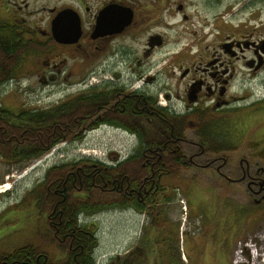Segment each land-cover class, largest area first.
Masks as SVG:
<instances>
[{"label": "flooded vegetation", "instance_id": "af4514ba", "mask_svg": "<svg viewBox=\"0 0 264 264\" xmlns=\"http://www.w3.org/2000/svg\"><path fill=\"white\" fill-rule=\"evenodd\" d=\"M3 3L0 5L11 12V16L17 12L16 6L20 12L29 8L27 17L38 14L36 24L27 29L20 27L18 18L0 21L6 35L14 31L24 41L34 40L41 57L35 68L39 82L43 86L52 83L57 92L74 85L64 97L40 108L55 106L67 95L83 96V99L98 95L104 100L98 117L105 118L110 112L118 111L122 120H129L126 126L130 127L134 126L130 119L137 118L140 122L137 123L144 124L143 129L157 141L161 135L168 136L158 121L164 114L161 109L179 116L201 113L217 123H225L230 118L237 135L247 134L244 113L254 104L258 103L261 120L264 119V96L249 103L245 101L247 96L239 95L249 83H264V0H96L90 5L85 0H5ZM77 33V40L71 42ZM69 48L76 52H70ZM69 59L76 62L75 69L83 71L74 81H69L75 75L66 67ZM128 104L133 105L131 110ZM24 108L23 103L11 107L0 100V165L14 169L15 173L43 158L36 154L26 156ZM102 126L132 134L137 138L136 145L139 143L136 134L118 124L102 123L92 130ZM189 131L196 136L194 129L189 128ZM253 137L257 140L250 139L246 146L248 153L237 163L224 158L212 162L222 159L215 168L218 178L221 176L232 186L242 185V207H232L230 211L244 208L246 212L245 243L255 247L258 253L255 261L249 263L252 258L247 248V264H264V127ZM180 141L186 142V138ZM189 147L194 151L188 154L183 149L184 161L198 166L197 162L206 156L202 145L197 140L189 143ZM228 147L234 149L229 151H236L240 146ZM156 148L165 150L167 146ZM223 166L229 169L227 173L221 170ZM151 177L153 180L154 172ZM10 194L13 202L9 201L6 207L0 205V264H13L16 259H11L10 253L16 248L23 255L17 264H26L27 249L42 245L36 236H28L34 229L42 232V228L51 238V254L37 251L36 260L42 256L50 264H63L69 254L73 257L83 254L91 258L93 264H207L209 249L214 250L219 244L217 226L212 220L205 223L210 227L200 233L180 230L176 219L173 227L152 224V229L158 230L157 234H150L152 241L161 244L160 251L153 247L156 257L152 255L149 242L150 230L149 233L145 230L123 254L115 252L103 257L97 220L112 210L92 214L79 212L76 225L68 227L55 206L34 209L35 218L40 222L33 220L34 225L30 222L29 226L33 227L26 233L28 214L21 209L25 193L16 196L9 190L4 198H10ZM53 194L56 197L58 193ZM237 194L236 191L230 193L232 197ZM0 198L3 199V195ZM160 212L164 221L169 211L161 209ZM188 212L191 221L192 209ZM80 215H94V218L84 222ZM32 217L33 214L29 220ZM203 223L201 219V226ZM192 224L195 229L199 227ZM75 230L83 234L84 245L77 246L72 238ZM182 234L184 238L180 239ZM220 249L222 253L213 257V264L229 259V248Z\"/></svg>", "mask_w": 264, "mask_h": 264}, {"label": "trees", "instance_id": "16d2710c", "mask_svg": "<svg viewBox=\"0 0 264 264\" xmlns=\"http://www.w3.org/2000/svg\"><path fill=\"white\" fill-rule=\"evenodd\" d=\"M30 45V41L20 39L14 31L6 35L3 24L0 23V54L8 59L5 67L2 68L3 65H0V86L18 78V61H13L11 58L20 60L22 51L27 50ZM60 101L55 106L47 108L22 110L27 128L26 156L30 154L42 156L64 141H80L88 131L102 123L127 127L139 139L133 151L124 160L112 163L114 166H106L100 161L84 157L61 161L47 169L40 182L38 181L25 192L24 200L32 198L34 209H46V205H49L47 209L55 206L59 216L62 214L63 224L67 223L68 227L76 225V216L79 212L92 214L106 210L132 209L152 216L149 227L145 230H150V234L153 235L155 231L151 228L152 224L164 226L165 220L162 221V216H159L160 210L164 209L162 204L170 201L175 193L174 189L178 187H174L176 184L174 186L171 184L178 182L182 168L187 169L191 166L183 158V146L180 140L184 137V133L189 128L194 129L205 154L234 150L228 146L238 145L237 139L245 135H237L230 118L225 123L224 121L217 123L201 113L179 116L161 109L160 112L164 114L158 121L166 129L168 136L161 135L157 141L155 137L150 136V132L148 134L147 130L143 129L144 124H139L137 118L130 119L134 123V126L130 127L126 126L128 119L124 118L123 123L119 120L121 117L118 111L110 112L105 118L98 117L99 111L104 108L102 105L104 100L98 95H91L86 99H83V96L78 98L67 95ZM132 107V104H128V110ZM39 142H41V150H39ZM163 145L167 146L165 150L156 148ZM3 156L7 157L5 153ZM153 172L155 177L151 180ZM169 191L172 193L168 194ZM54 192L58 193L56 197ZM112 193L118 195V198H111ZM95 194L98 196L96 197ZM111 200L113 201L110 202ZM56 201L57 205H55ZM72 234V238L78 243L77 246L84 243L81 232L75 230ZM48 237L50 240V236ZM47 248L43 245L28 248L24 255L25 263L50 264L42 256L36 260L37 251H48L51 254ZM22 257L19 249H12L11 259H16L18 262ZM16 261L13 264H17ZM63 264H93V261L83 254H78L76 257L69 254Z\"/></svg>", "mask_w": 264, "mask_h": 264}, {"label": "rangeland", "instance_id": "374dc122", "mask_svg": "<svg viewBox=\"0 0 264 264\" xmlns=\"http://www.w3.org/2000/svg\"><path fill=\"white\" fill-rule=\"evenodd\" d=\"M4 1L5 0H0V3H3ZM85 1L89 2L90 5L91 2H95L96 0ZM58 3H62V1H59ZM15 9L17 12L14 16H11V12H6V10L0 5V20L10 21L14 18H18L17 21L23 29H27L31 26L33 27L34 24H36L38 14L33 17H27L25 14L29 8L24 9L21 12V9H19L18 6H16ZM9 10L12 11L11 6H9ZM22 18H25V20ZM0 23L2 22L0 21ZM39 23L42 24L41 21H39ZM39 23H37V26H39ZM33 41L34 40L31 39L30 47L27 50L25 49L22 51V57L19 58L20 60H15L14 57L11 58L13 61H18V65H20V67L18 68V78L15 81L12 80L11 82L2 84V86L7 87L6 90L0 86L2 87L0 88V100L4 102L5 105L8 104L12 107L23 103L25 108H40L41 106L59 100L64 97L66 93H68L69 89L74 88L73 85L71 87L62 88L60 92H57L55 91L56 88L52 85V83L49 84V86H43V84L39 82L38 78L35 76L37 73L35 68H37V61L41 57H39L40 53ZM69 50H71L70 52H76L74 51L75 49L73 50L69 48ZM26 59L28 61L24 65ZM7 64L8 59L5 58L3 54H0V65H3L2 68ZM67 64V69L71 68V73L75 74L69 79V81H74L76 80L75 77L81 75L83 71L82 69L74 68L75 66H78L73 59H69ZM177 84L178 83H176V85ZM237 86H241V84H238ZM239 95L247 96L245 101L249 103L257 101L264 96V83H249V87L243 88V90L239 92ZM258 109L259 105L256 103L251 109L249 108V110L244 113L246 116L247 134L237 139L239 142L238 145L240 146L238 150L208 153L206 156L202 157L203 160H199L197 162L198 166L192 165L187 169L182 168L179 172L178 182L171 184L173 186L176 184L174 187L178 186L174 189V195L170 198V201L162 204L163 208L169 211L165 217V222H163V224L167 227L175 226V220L178 219L177 223L179 227H181L180 230L204 232L205 229L210 227L205 223H210L211 220L212 223L215 222L218 230L217 237L219 244L218 247H214V250L209 249V253L207 254L208 259L206 260L207 264H213V262H215L213 257H216V254L220 255L222 253L220 248H229V259L225 263L221 264H233L236 258L235 252L239 245L243 248L247 245V243H244L246 238L244 230L246 224L245 209L242 208L236 212L230 211V208L232 207H242V185L236 184L232 186L231 184H228V182L219 174L218 175L220 177L218 178L215 168L222 161V159L217 162L212 161L216 158H224L233 160V163H237L240 157L248 153V149L246 147L247 143L250 139H255L256 137H253L254 133H257L260 128L264 127V119L261 120L262 114H259ZM119 120L122 123L124 122L121 118H119ZM184 137L186 138V142L182 141L181 145L183 146L184 152L189 154L191 151H194V148L189 147V143H196L197 139L196 136L189 131V129L184 133ZM136 143L137 138L134 135L115 127L102 126L88 131L80 141H64L58 144L55 148L44 155L39 162L29 163L16 173L14 169L11 170V168H7L1 164L0 180L2 181H0V185L3 186L7 184L13 195H23L38 181L39 178L44 175L47 166L52 162H65L84 157L106 163H115L118 160L125 159L128 154L133 151ZM208 161L211 164L208 163ZM206 163H208V166H204ZM79 166L81 167L82 165ZM221 170L227 173L229 169L226 166H223ZM23 173H27L25 178L22 177ZM12 174L14 175L12 176ZM14 181H16L15 184L13 183ZM2 190L3 189L0 186V195H3V199L0 198V205L6 207L10 204L9 201L13 202V198L11 194L9 195L10 198L8 196L4 198L6 191ZM98 191L99 189L97 188L96 192L98 193ZM234 191L238 192V194L235 197H232L230 193ZM171 193L172 192L170 191L168 192V194ZM233 194L234 193H232V195ZM95 195L96 197L98 196L97 194ZM230 197L232 199H230ZM111 198H118V195L112 193ZM112 201L113 200L110 202ZM23 205L24 206H21V209L25 210L28 214L27 223L25 222V225L27 226V233L34 225L33 220H36V214H34L33 211L35 206L33 205L32 198L29 200L25 199L23 201ZM48 206L49 205H46V209ZM191 209L194 218L190 221L188 211ZM30 213L33 214V217L29 220V216L31 215ZM213 214L214 216L211 219ZM151 218L152 216L145 212L138 213L137 211L131 212L129 210H112L101 215L97 221L99 224L98 239L101 245L100 249L104 253L103 257H107L109 254L115 252H121L123 254L124 250L128 249L132 245L133 241L142 236L145 232V228L149 227L148 223ZM201 219L204 221L202 226ZM30 222H32L33 225L29 226ZM38 222L40 221L36 220L35 223ZM192 223H195L199 227L195 229ZM11 224H14V222ZM155 232L157 234L158 230L156 229ZM11 236L13 237L16 235L12 234ZM34 236L42 242V245L45 248L47 246V249L50 251L49 237L45 232V228H42V232L40 229L37 231L34 229V232H32L31 236L28 237L34 238ZM182 236L184 238V235L182 234L180 235V239H182ZM235 236L237 237L235 238ZM11 240L13 241L14 238H11ZM149 242L153 250L152 255H155L156 257L157 253L155 250L160 251L159 248L161 247L159 245L161 244H157L158 242L154 244L150 233ZM146 243L148 244V240ZM153 247H155V250ZM184 251H186V249ZM194 264H201V262H195Z\"/></svg>", "mask_w": 264, "mask_h": 264}, {"label": "built area", "instance_id": "2783aa9c", "mask_svg": "<svg viewBox=\"0 0 264 264\" xmlns=\"http://www.w3.org/2000/svg\"><path fill=\"white\" fill-rule=\"evenodd\" d=\"M251 252H252V256L255 257V247L251 246ZM236 254V258L233 262V264H238V263H245L247 262L246 256H245V251L244 248L241 247V245H239L238 249L235 252Z\"/></svg>", "mask_w": 264, "mask_h": 264}, {"label": "bare ground", "instance_id": "6f19581e", "mask_svg": "<svg viewBox=\"0 0 264 264\" xmlns=\"http://www.w3.org/2000/svg\"><path fill=\"white\" fill-rule=\"evenodd\" d=\"M7 182H8V181H7ZM1 187H2V189H3L2 191H6V190H8V188H9L7 184H6V185H3V186H1Z\"/></svg>", "mask_w": 264, "mask_h": 264}, {"label": "water", "instance_id": "95a60500", "mask_svg": "<svg viewBox=\"0 0 264 264\" xmlns=\"http://www.w3.org/2000/svg\"><path fill=\"white\" fill-rule=\"evenodd\" d=\"M78 34H79V33H77V34L75 35L74 39H73L71 42H75V41L77 40Z\"/></svg>", "mask_w": 264, "mask_h": 264}]
</instances>
